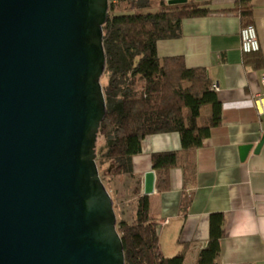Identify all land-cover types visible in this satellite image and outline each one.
I'll return each mask as SVG.
<instances>
[{
	"label": "water",
	"instance_id": "1",
	"mask_svg": "<svg viewBox=\"0 0 264 264\" xmlns=\"http://www.w3.org/2000/svg\"><path fill=\"white\" fill-rule=\"evenodd\" d=\"M108 8L0 0V264H125L95 160Z\"/></svg>",
	"mask_w": 264,
	"mask_h": 264
},
{
	"label": "crops",
	"instance_id": "2",
	"mask_svg": "<svg viewBox=\"0 0 264 264\" xmlns=\"http://www.w3.org/2000/svg\"><path fill=\"white\" fill-rule=\"evenodd\" d=\"M192 1L210 12L184 19L178 37L157 41V54L181 56L188 68L206 70L211 84L218 86L221 122L191 155L182 149L176 132L143 138L141 151L132 157L138 196L144 174L153 169V152L176 151L180 164H195L192 179L185 182L183 167H172L169 188L155 187L148 194L146 244L165 257L188 244L183 264H195L207 244L210 215L221 213L223 236L216 264H264V112L258 113L253 101L261 97L264 108V0H250L261 68L247 63L240 50V0ZM184 194L190 198L186 213L180 211ZM132 220L133 215L128 222Z\"/></svg>",
	"mask_w": 264,
	"mask_h": 264
},
{
	"label": "trees",
	"instance_id": "3",
	"mask_svg": "<svg viewBox=\"0 0 264 264\" xmlns=\"http://www.w3.org/2000/svg\"><path fill=\"white\" fill-rule=\"evenodd\" d=\"M122 2L133 12L115 13ZM151 5V0L110 2L102 25L106 58L103 73L107 74L102 87L106 112L97 134L104 137L105 149L95 151V160L98 169L107 163L105 172L109 176L134 177L132 157L141 151V142L147 135L176 132L182 149L191 155L202 145L211 128L221 122V102L211 88L206 70L188 68L181 56L160 58L156 49L158 40L180 35L184 19L205 16L210 9L192 0L181 3L159 0L157 11L147 10ZM238 12L241 26L252 24L250 0H240ZM257 52L245 53V61L261 68L262 60ZM151 165L156 172L158 191L169 188L168 172L172 167H183L185 182L195 174L194 162L180 164L176 151L153 152ZM189 201L184 194L182 213H186ZM149 212V196H137L133 220L117 221L125 264H183L188 244H183L171 257L162 256L147 246L145 226ZM222 236V214L212 213L207 244L195 264H216Z\"/></svg>",
	"mask_w": 264,
	"mask_h": 264
},
{
	"label": "rangeland",
	"instance_id": "4",
	"mask_svg": "<svg viewBox=\"0 0 264 264\" xmlns=\"http://www.w3.org/2000/svg\"><path fill=\"white\" fill-rule=\"evenodd\" d=\"M151 4L150 9L147 10H159V0H151ZM123 5L124 2L120 3L114 12L118 14L133 12L129 8H125ZM106 81L107 74L103 73L100 77L101 85H105ZM104 149L105 139L101 134H97L95 151L99 153V151ZM106 167L107 163L103 164L98 170L101 180L112 198L116 214V224L119 219H126L127 221L131 220L132 215H134L135 202L138 196L135 178L127 175L109 176L105 172ZM140 193L141 191H139V194Z\"/></svg>",
	"mask_w": 264,
	"mask_h": 264
},
{
	"label": "built area",
	"instance_id": "5",
	"mask_svg": "<svg viewBox=\"0 0 264 264\" xmlns=\"http://www.w3.org/2000/svg\"><path fill=\"white\" fill-rule=\"evenodd\" d=\"M119 0H108V3H116ZM240 50L242 53H252L259 51V42L256 34V29L253 24H247L245 26H241L240 31ZM264 82V77L262 79ZM211 88L214 91L218 90V86L214 83L211 84ZM254 106L258 113L264 112V108L262 106V98H254Z\"/></svg>",
	"mask_w": 264,
	"mask_h": 264
}]
</instances>
